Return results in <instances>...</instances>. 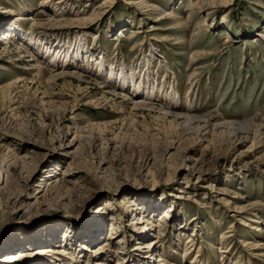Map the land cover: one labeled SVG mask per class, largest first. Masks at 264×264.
<instances>
[{
  "label": "rangeland",
  "instance_id": "374dc122",
  "mask_svg": "<svg viewBox=\"0 0 264 264\" xmlns=\"http://www.w3.org/2000/svg\"><path fill=\"white\" fill-rule=\"evenodd\" d=\"M203 1L72 0L55 23L0 0V264H264V0ZM16 24L83 42L125 90L85 60L52 79ZM187 112L252 131L184 130Z\"/></svg>",
  "mask_w": 264,
  "mask_h": 264
},
{
  "label": "bare ground",
  "instance_id": "6f19581e",
  "mask_svg": "<svg viewBox=\"0 0 264 264\" xmlns=\"http://www.w3.org/2000/svg\"><path fill=\"white\" fill-rule=\"evenodd\" d=\"M71 2H72V0H46V3L50 4V5H49V9L46 8L45 11H49L50 12L52 10L51 14L49 15V17H51L52 21H54L55 23H58L59 21L62 20L63 10L66 7L70 6ZM215 2H216V0H205V1L201 2V3L202 4L207 3L209 6H211V5L215 4ZM144 4H145V2L141 3V5H144ZM191 15H192V13H191ZM8 26L9 27H7L4 30L2 35H4L5 38H7V39H8V37H16L17 39H22V36L25 37V39L27 41V48H28V49L26 48V50L30 54V55H28L29 58H32L29 61H32V62L38 61L36 59V57L39 54L41 55V57H44L45 60L47 61V64L55 72L54 75L50 76L52 79L56 78L57 76H64V75L76 76L78 78L81 77V72L80 71H83V68H80V70L73 69L72 71H68L65 68L67 66L66 64H67V61L69 59L72 62H77V63L78 62L80 63V62L85 60V61H87L89 63V67L91 65H93L91 63H94L99 69H101V74H105V77L107 78V80L108 79L109 80H114L112 84H113V87L116 90H120V91H124L125 90L124 86L127 85L126 81H128V79L120 71L121 67H118V66L113 67L112 66L111 69L107 70V68L105 67V61H104V59H102V56L100 54L95 53L94 51L87 50L86 47L83 46V42L81 43V41H78V40L69 41L68 43L62 42V41H51L50 39H47L46 37H41V36H39L37 34H34L32 32L31 33H26L25 31H22V29H20L21 28L20 25L16 24V25H8ZM138 33H141V31L139 29L133 31V34H138ZM191 42H193V39H192ZM191 44H194V42L191 43ZM59 56H61L62 62H57L56 57H59ZM148 60L141 64V66H142L141 68H143L147 63L150 62ZM59 68H61V70ZM131 81H132V79H131ZM133 82H134V79H133ZM118 83L120 84V86L117 87ZM139 86H140V84H139ZM139 86L137 87V84H136V85L133 86V89L130 88L131 91H132V94H131V99L133 100L132 106L135 109L136 108L146 107L147 103H148L147 102L148 96L145 97V96H143L142 94L139 93ZM158 87H159V85H158ZM147 88H148V86H147ZM171 93H172L171 97H173V95L177 94L176 91H172ZM151 96H153V95H151ZM151 107H153V106H151ZM159 110L161 111L162 116H167L168 115V111H166V109L159 108ZM182 115H183V118H184V125H183V129L184 130L190 128L191 126H193V124L195 122H197V125H195V126H196L198 131H205L208 128L209 129H219V130L222 129L224 131H234V132H238L240 130H242V131H252V127L251 126H252V123H253V119L249 120V121H245V122H235V121H232V120H226L223 116L218 115L216 113L212 114V112L208 113L206 115L200 116V117L197 116V115H194L193 113H190V112H187L186 114H184V113H182V114L176 113L175 117L182 116ZM63 183H65V185H66L68 183V181L63 180ZM166 215H167V217H171L172 213L169 212ZM149 220L150 219L147 218L146 221H149ZM142 221H144V220H142ZM253 222H255V221H253ZM148 223L151 224V221L148 222ZM151 225H154V224H151ZM162 226H163L162 223L159 224V228H160V232H159V236L160 237L159 238H161V236L163 235ZM138 230L140 232V236L148 234L146 232L143 233V231H145L144 228L143 229L142 228H138ZM194 236L195 235L190 237L189 240L193 241L192 238ZM226 239L227 238L224 235L221 238L222 241H225ZM153 243L154 242H151V243L145 242L144 245L145 244H147V245H145L144 248L145 247H148V248L151 247L150 245H152ZM148 244H149V246H148ZM156 246H155V248H156ZM194 247H195V245H192L191 247H186L185 248V254H183V258L189 257L188 255L193 253ZM121 249L122 248H114V250H112L113 253L117 254V258H119L122 255ZM224 252L225 251H223L222 253H224ZM263 253H264V251H263ZM150 255H151L150 253L145 254L144 260H149V262H150L152 260ZM225 255H226V253H225ZM197 257H198V254H197L196 257H194V259H196ZM160 261H163L164 263L167 262L166 258H162ZM117 264H124V263L122 261H119ZM165 264H168V262L165 263ZM169 264H171V262H169Z\"/></svg>",
  "mask_w": 264,
  "mask_h": 264
}]
</instances>
